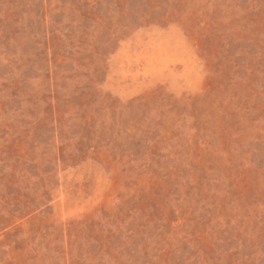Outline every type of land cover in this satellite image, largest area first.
<instances>
[{"label":"rangeland","instance_id":"374dc122","mask_svg":"<svg viewBox=\"0 0 264 264\" xmlns=\"http://www.w3.org/2000/svg\"><path fill=\"white\" fill-rule=\"evenodd\" d=\"M0 264H264V0H0Z\"/></svg>","mask_w":264,"mask_h":264}]
</instances>
